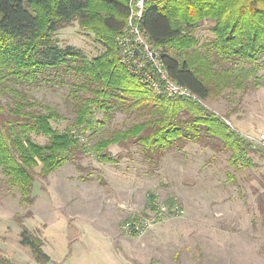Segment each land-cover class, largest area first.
I'll return each mask as SVG.
<instances>
[{
	"label": "trees",
	"instance_id": "16d2710c",
	"mask_svg": "<svg viewBox=\"0 0 264 264\" xmlns=\"http://www.w3.org/2000/svg\"><path fill=\"white\" fill-rule=\"evenodd\" d=\"M140 1L0 0V97L9 98L5 104L0 98V167L21 203L35 202L37 176L47 178L69 161L81 170L79 162L89 151L100 162L117 163L112 145H140L153 163L188 142L230 150L235 168L254 166L252 153L264 156V146L202 101L227 88L263 85L264 0H142L136 19ZM131 18L159 51L168 77L197 97L168 94L162 84L156 91L146 71L158 75L131 33ZM206 21H211V36L202 43L197 30ZM75 22L103 46L100 54L89 58L71 45H59L56 32ZM140 57L144 66L136 61ZM62 69L74 77L67 96L74 116L64 129L56 126L66 119L61 111L28 90L43 82L56 85ZM100 112L104 119L98 118ZM118 112L139 120L103 134ZM33 135L47 140L37 142ZM169 205L175 207L173 197ZM20 244L31 248L34 264L51 261L40 234L23 224ZM0 264L19 263L0 255Z\"/></svg>",
	"mask_w": 264,
	"mask_h": 264
},
{
	"label": "rangeland",
	"instance_id": "374dc122",
	"mask_svg": "<svg viewBox=\"0 0 264 264\" xmlns=\"http://www.w3.org/2000/svg\"><path fill=\"white\" fill-rule=\"evenodd\" d=\"M210 25L206 21L197 30L202 43L211 36ZM55 36L61 47L71 45L89 58L104 50L78 22ZM61 71L56 85L43 82L28 90L61 111L66 119L56 126L64 129L74 116L67 97L74 77ZM202 101L249 139L264 134V76L258 88L252 83L227 88ZM98 118L104 119L103 113ZM138 120L136 114L118 112L103 134ZM110 149L117 163L100 162L89 151L79 162L81 170L69 161L47 178L37 176L31 205L20 202L0 167V227L7 226L0 232V255L35 263L31 248L20 244L23 224L44 240L51 256L47 264H264V156L252 153L254 166L235 168L230 150L194 142L167 150L157 163L140 145ZM172 197L176 205L170 209ZM132 224L139 226L136 232Z\"/></svg>",
	"mask_w": 264,
	"mask_h": 264
},
{
	"label": "built area",
	"instance_id": "2783aa9c",
	"mask_svg": "<svg viewBox=\"0 0 264 264\" xmlns=\"http://www.w3.org/2000/svg\"><path fill=\"white\" fill-rule=\"evenodd\" d=\"M138 5L140 9L136 13V17H135L136 19H139L142 15L143 1L141 0L138 3ZM130 26H131V33L135 35V41L142 46L145 60H148L150 62L151 69L152 70L154 69L155 73L158 75L157 77H154L151 72L146 71V77L151 82L152 86L156 89V91L161 92L163 86L164 90L171 95L197 97L196 95L192 94L188 88L178 84L177 82L173 81L168 77L167 68L159 55V51L152 48V46L143 36V33L141 32L138 26V23L133 22L132 18L130 19ZM130 40L131 38L128 36L124 39H121V42L123 44H127ZM139 59H137V61H139L138 65L144 66L145 60H141V57ZM158 78L160 79L161 83ZM261 136L262 137H260L259 139L251 138L250 140H252L256 145L259 144L258 143L259 141L264 146V134ZM134 225H135V231L133 225H131L129 228H131L134 232H136V229L138 230L139 226H137L136 224Z\"/></svg>",
	"mask_w": 264,
	"mask_h": 264
},
{
	"label": "crops",
	"instance_id": "0c3cea01",
	"mask_svg": "<svg viewBox=\"0 0 264 264\" xmlns=\"http://www.w3.org/2000/svg\"><path fill=\"white\" fill-rule=\"evenodd\" d=\"M6 228V230H7V226H5V227H0V232H3L4 231V229ZM17 263V262H16Z\"/></svg>",
	"mask_w": 264,
	"mask_h": 264
}]
</instances>
